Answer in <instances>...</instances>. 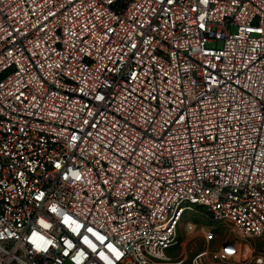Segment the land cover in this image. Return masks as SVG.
Returning a JSON list of instances; mask_svg holds the SVG:
<instances>
[{
  "label": "built area",
  "instance_id": "2783aa9c",
  "mask_svg": "<svg viewBox=\"0 0 264 264\" xmlns=\"http://www.w3.org/2000/svg\"><path fill=\"white\" fill-rule=\"evenodd\" d=\"M0 264H264V0H0Z\"/></svg>",
  "mask_w": 264,
  "mask_h": 264
},
{
  "label": "rangeland",
  "instance_id": "374dc122",
  "mask_svg": "<svg viewBox=\"0 0 264 264\" xmlns=\"http://www.w3.org/2000/svg\"><path fill=\"white\" fill-rule=\"evenodd\" d=\"M187 221L193 223V231L185 230ZM200 227H204L206 230L212 232V237L208 241L199 230ZM237 238L238 236L231 232L227 226L212 222L209 215H207L202 208L197 207L192 210L184 220H182L177 230L174 245L168 250V253H173L174 255L186 253L189 256L198 254L203 256L207 254L208 251L217 248L221 242L225 240L235 241L238 240ZM248 253L249 250L243 245L239 260L243 261L245 258L244 256ZM248 256L249 254L246 256L247 259L245 258L244 262L248 261Z\"/></svg>",
  "mask_w": 264,
  "mask_h": 264
}]
</instances>
